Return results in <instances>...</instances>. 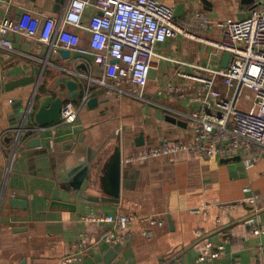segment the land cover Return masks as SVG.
Wrapping results in <instances>:
<instances>
[{"label": "crops", "instance_id": "0c3cea01", "mask_svg": "<svg viewBox=\"0 0 264 264\" xmlns=\"http://www.w3.org/2000/svg\"><path fill=\"white\" fill-rule=\"evenodd\" d=\"M163 2L174 7L179 24L188 22L194 13L204 14L211 22L240 21L255 5L264 4V0ZM68 3L0 0V20L18 21L31 15L37 20L33 26L39 30L45 17L59 19ZM94 13L93 8H86L83 22ZM71 30L87 47L89 33ZM200 36L220 40L216 27ZM8 37L12 51L0 48V264H62V258L76 252L74 246L81 239L89 250L81 261L66 264H264V233H253L264 231V149L253 146L241 150L231 157L239 158L229 163L185 153L125 162L127 157L165 143L191 142L186 115L192 107L168 96L165 88L170 83L186 84L177 73L193 74V66L221 67L226 53L182 36L168 39L156 46V53L164 59H157L151 69L142 99L126 94L115 101L98 84L103 72L91 59L87 62L70 54V59L64 60L36 37ZM47 61L48 73L39 84L45 91H39V95H54V81L70 76L82 91L88 87L87 99L95 97L98 102L90 109L78 99L74 125L55 130L70 131V135L27 148L26 140L34 135L24 131L17 143L20 128L14 127H23L28 111L37 108V83L12 85L30 77L33 67ZM217 86L224 89L220 82ZM59 90L65 91V87L58 84L55 91ZM116 147L122 159L118 202L83 199L82 195L110 197L99 187H107L106 166ZM81 161L87 166L95 164L98 170L92 171L95 185L79 196L75 193L78 190H73L71 172ZM10 199L25 203V208L12 207ZM225 203L234 205L223 208ZM107 216H136L156 223L134 220L129 228L116 231L124 237L123 242L110 247L98 243L100 236L112 228L111 223L100 221ZM206 242L213 248L224 244V251L216 258L198 262ZM111 248L116 254L107 261L105 255ZM84 256L91 262L86 263Z\"/></svg>", "mask_w": 264, "mask_h": 264}, {"label": "built area", "instance_id": "2783aa9c", "mask_svg": "<svg viewBox=\"0 0 264 264\" xmlns=\"http://www.w3.org/2000/svg\"><path fill=\"white\" fill-rule=\"evenodd\" d=\"M88 7L95 13L84 23L83 15ZM33 21L37 20L31 15H24L18 21L0 20V48L12 51L8 35L19 34L36 37L53 49L68 50L87 62L91 59L103 72L98 84L106 88V94L115 101L126 94L142 99L151 69L156 67L157 59H164L156 53V46L168 39L182 36L206 44L215 52L229 54L225 68L193 66V74L177 73L187 81L186 84L170 83L165 88L168 96L185 101L192 107L186 115L191 142L165 143L148 152L127 157L125 162L178 153L198 159H226L253 146L264 149V4L255 5L249 16L240 21L211 22L204 14L194 13L188 22L179 24L174 17V7L163 0H69L59 19L45 17L39 30L33 26ZM213 27L219 30L220 40H207L200 36ZM71 28L84 29L89 33L87 47L80 44L79 34ZM219 82L223 90L217 86ZM244 88L254 92L247 110L240 107ZM88 93L87 87L79 98L81 105L88 100ZM78 108L75 101L66 100L61 107L59 123L45 127L36 126L27 118L25 125L17 131V143L24 131L40 137L41 141L70 135V131L57 133L55 130L60 126L72 127ZM30 113L28 111L27 114ZM233 205L225 203L221 206L230 208ZM134 220H145L152 225L156 223L153 219L136 216L100 218V221L111 223L112 228L100 236L98 243L110 247L122 243L124 237L116 231L129 228ZM253 233L264 231L253 230ZM144 235L150 237L148 231H144ZM74 247L76 252L62 258V264L81 261L89 250L82 239ZM222 251L224 244L213 248L210 242H206L197 261L216 258ZM259 252H263L261 248Z\"/></svg>", "mask_w": 264, "mask_h": 264}, {"label": "water", "instance_id": "95a60500", "mask_svg": "<svg viewBox=\"0 0 264 264\" xmlns=\"http://www.w3.org/2000/svg\"><path fill=\"white\" fill-rule=\"evenodd\" d=\"M55 53L59 54L60 57L64 60L70 59V52L65 49L61 48H55L54 49ZM229 60V54L226 53L222 63H221V68H225L227 66ZM48 65V61L42 66L39 67H33L32 68V74L28 78L20 79L16 81L12 87H17L21 86L25 83L28 82H33L36 81L37 85L35 88L34 92V98H37L38 100V105L37 108L33 112H31L29 115L27 114V117L22 120V123L25 125L26 119L29 118L31 120V123L40 126V127H45L49 126L52 124L59 123L60 121V111L63 103L66 100H71V101H77L83 94L82 88L80 84L78 83L77 80L72 79L70 76H62L57 78L53 84L52 91H54V95H44L41 96L39 95V91H41V86L39 85L42 78L47 75L48 71L46 70V67ZM81 68L86 71L85 66H81ZM58 84H62L65 87V91H55L57 90ZM51 90V89H50ZM97 98L92 97L89 98L86 101V106L90 109L94 108L97 105ZM174 123L176 121H173ZM19 127L16 125L14 129L18 130ZM27 134V132L25 133ZM25 136V135H24ZM142 138L140 137V140ZM139 139L136 140V143L138 144ZM43 141H41L40 137L35 136L30 139H27L25 142V145L27 148L30 147H40L42 145ZM239 157L236 158H231V159H224L222 160L223 163H229L236 161ZM107 175H106V182H107V187H99L101 190L104 191V193H109L108 198L102 197L100 199L94 198V197H88L86 195H82L83 199L91 200V201H98V200H103V201H110L117 203L119 196H120V188H121V176H122V159H121V152L119 147H116L113 152V156L109 163L107 164ZM98 168L94 165L87 166L86 161H81L78 163L72 170L71 174L73 176V181H72V187L73 190L77 189L78 191L75 192L79 196L81 193H83L88 187H91L95 185L94 183V177L92 171ZM101 170V169H99ZM10 205L12 207H19V208H25V203H19V201L15 199H10ZM116 252L114 249H109L108 252L105 255V259L107 261L111 260L115 256ZM84 261L86 263H90L86 256L83 257Z\"/></svg>", "mask_w": 264, "mask_h": 264}, {"label": "rangeland", "instance_id": "374dc122", "mask_svg": "<svg viewBox=\"0 0 264 264\" xmlns=\"http://www.w3.org/2000/svg\"><path fill=\"white\" fill-rule=\"evenodd\" d=\"M254 98V92L250 89L244 88L242 90L241 99H240V107L243 110H247Z\"/></svg>", "mask_w": 264, "mask_h": 264}, {"label": "trees", "instance_id": "16d2710c", "mask_svg": "<svg viewBox=\"0 0 264 264\" xmlns=\"http://www.w3.org/2000/svg\"><path fill=\"white\" fill-rule=\"evenodd\" d=\"M44 87H41V93H44ZM78 101V100H77ZM77 101H75V102H77Z\"/></svg>", "mask_w": 264, "mask_h": 264}]
</instances>
